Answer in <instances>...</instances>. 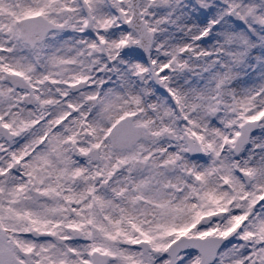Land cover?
<instances>
[{"label":"snow or ice","instance_id":"obj_1","mask_svg":"<svg viewBox=\"0 0 264 264\" xmlns=\"http://www.w3.org/2000/svg\"><path fill=\"white\" fill-rule=\"evenodd\" d=\"M0 264H264V0H0Z\"/></svg>","mask_w":264,"mask_h":264}]
</instances>
